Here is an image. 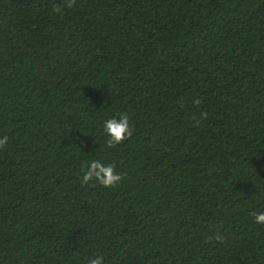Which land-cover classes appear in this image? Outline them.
I'll list each match as a JSON object with an SVG mask.
<instances>
[{"label":"trees","instance_id":"16d2710c","mask_svg":"<svg viewBox=\"0 0 264 264\" xmlns=\"http://www.w3.org/2000/svg\"><path fill=\"white\" fill-rule=\"evenodd\" d=\"M62 2L0 0V264H264V0Z\"/></svg>","mask_w":264,"mask_h":264},{"label":"clouds","instance_id":"9594fccd","mask_svg":"<svg viewBox=\"0 0 264 264\" xmlns=\"http://www.w3.org/2000/svg\"><path fill=\"white\" fill-rule=\"evenodd\" d=\"M76 0H63L61 5H54L52 11L54 13H61L63 8L71 9L75 6ZM194 104L199 105L201 100L199 98L193 101ZM208 114L201 113L200 119H207ZM198 124L199 121L197 120ZM135 129L130 126L129 118L126 114H120L119 119L109 118L103 123V132L107 139L105 141L107 148H115L125 140L132 137ZM8 143V136H0V149H4ZM83 175L81 177L82 184H89L94 182L103 188H114L123 180L124 174L117 173L113 164H103L100 161L85 162L82 165ZM256 224H264V211L252 212ZM208 240H215L223 242L224 237L219 233H214L208 237ZM104 257L97 256L89 261V264H103Z\"/></svg>","mask_w":264,"mask_h":264}]
</instances>
